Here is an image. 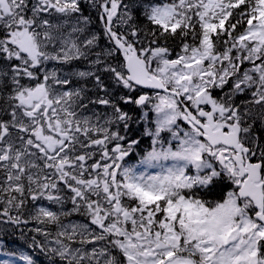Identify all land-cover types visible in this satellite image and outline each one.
Listing matches in <instances>:
<instances>
[{
    "label": "snow or ice",
    "instance_id": "6c2138e0",
    "mask_svg": "<svg viewBox=\"0 0 264 264\" xmlns=\"http://www.w3.org/2000/svg\"><path fill=\"white\" fill-rule=\"evenodd\" d=\"M0 264H264V0H0Z\"/></svg>",
    "mask_w": 264,
    "mask_h": 264
}]
</instances>
